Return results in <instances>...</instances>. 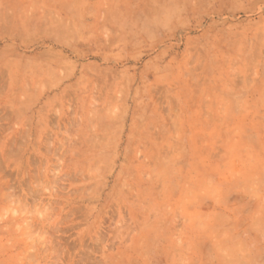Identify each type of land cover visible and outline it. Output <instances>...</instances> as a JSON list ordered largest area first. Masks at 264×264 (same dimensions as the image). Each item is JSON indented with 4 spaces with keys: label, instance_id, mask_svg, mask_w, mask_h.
I'll return each instance as SVG.
<instances>
[{
    "label": "rangeland",
    "instance_id": "obj_1",
    "mask_svg": "<svg viewBox=\"0 0 264 264\" xmlns=\"http://www.w3.org/2000/svg\"><path fill=\"white\" fill-rule=\"evenodd\" d=\"M96 25L93 0H0V264H183L178 250L189 253L194 213L178 207L185 196L202 206L203 264L264 263L263 250L248 259L237 240L229 257L209 224L235 203L264 214V67L219 66L218 97H172L174 113L164 112L161 82L150 87L158 99L144 80L139 88L124 82L122 97L78 98L46 97L39 82L22 80L35 74L36 49L37 72L48 78L51 63L66 60L54 48L89 55ZM139 27L147 29L145 19ZM114 36L130 42V34ZM135 36L140 47L157 41ZM253 77L261 91L249 90ZM111 79L102 82L105 94L116 89ZM195 102L215 113H192ZM222 217L225 234L231 218ZM170 236L177 256L156 257Z\"/></svg>",
    "mask_w": 264,
    "mask_h": 264
},
{
    "label": "crops",
    "instance_id": "obj_2",
    "mask_svg": "<svg viewBox=\"0 0 264 264\" xmlns=\"http://www.w3.org/2000/svg\"><path fill=\"white\" fill-rule=\"evenodd\" d=\"M93 1L97 3L98 25L89 29V32L98 36L92 37L91 53L82 55L74 51L76 47L72 45L54 48L66 53L64 63L59 64L55 61L51 63L54 73L52 77L57 80L54 85L47 84L54 81L52 77H43L37 72V67L42 65V59L38 57V54H42V49H36L34 52L35 74L29 77L26 74L22 80L39 82L40 91L42 90L46 97L57 96L64 91L78 98L122 97L124 82L134 83V86L139 88L140 81L144 80L146 82H143L142 86L146 85L149 88V96L151 94L153 99H158L160 97L156 89L150 87L161 82L164 90L163 97L161 96L164 112L174 113L169 104L172 97L205 100L218 97L219 81L216 75L219 66L264 67V0ZM111 17L115 18L113 23L108 22ZM140 19H145L147 29H140ZM144 31L156 34L157 41L140 47L138 37L133 38V35ZM119 33L130 34V42H119L114 36ZM157 66L162 67L160 74L154 71V67ZM140 69L144 72L146 70L142 73V79ZM226 71L233 75L240 73L238 69ZM257 72L260 73V70L243 71L245 74L250 73L251 76ZM109 77H112L116 89L112 94H105L102 82ZM253 80V83L249 80L248 84L251 83L249 90L261 91V81L258 78ZM131 95L133 97V91ZM196 104L199 107L192 109V113H215L198 102ZM185 112L190 111H182ZM167 190L171 193L170 188ZM152 192L165 194L164 190L156 191L155 188ZM188 193L197 194V189ZM194 199L195 196L194 198L185 196L180 200L182 205L178 206L180 209H194V213L187 220V232L184 235V240L189 243V253L183 254L178 250V255L185 258L183 264H203L200 254L203 236L202 214L198 212L202 206L193 201ZM223 209L229 212L218 211L217 217L211 218L214 220L209 224L217 227L214 229L218 233L217 241L227 242L228 256L235 253L231 243L235 240L243 244L248 259L252 258L254 256L252 253L258 249L264 251V214H257L255 217V212L248 211V203H235ZM223 215L231 218V225L225 229V234L221 232L225 219ZM174 242L170 236L169 247L162 255L157 254L156 257H176V248L171 245ZM234 263L232 259V262L227 264ZM258 264L264 263L260 261Z\"/></svg>",
    "mask_w": 264,
    "mask_h": 264
}]
</instances>
